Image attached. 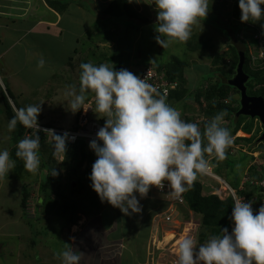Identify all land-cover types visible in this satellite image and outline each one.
Wrapping results in <instances>:
<instances>
[{"label":"rangeland","instance_id":"rangeland-1","mask_svg":"<svg viewBox=\"0 0 264 264\" xmlns=\"http://www.w3.org/2000/svg\"><path fill=\"white\" fill-rule=\"evenodd\" d=\"M61 1L66 3L61 11L65 8L73 10L76 6H71L78 4L79 9L77 8L75 13L81 12L80 9L83 10L84 13L81 17L84 22L89 24L87 32L82 34L78 40L77 49L70 54L66 52L69 41L59 44L53 38H43L40 41L36 32L32 31L30 35L28 29L19 28L18 19H15L21 12L19 9H22L23 18L27 20L24 25H27L30 18L45 19V12L42 11L43 3L39 8L37 0H0V8L5 10L7 8L10 16L5 22L9 21L6 24L11 26L2 28V32H10V37L16 41L17 30H19L21 32L19 40L26 38L24 41L22 40V43L27 46L26 49H31V51H26V54L24 51L22 53L20 47L10 49L5 55L7 61L20 68L16 75L18 82L28 84V87H15L14 93L22 101L24 107L41 103L42 108L38 116L41 129L39 132L41 164L36 174L27 171L24 161L15 155L17 143L25 136H32L34 130H25L19 123L14 131L0 130L1 133L6 132V135L0 134L4 137L0 141V149H7L16 162L15 168L9 172L8 176L0 179V240H5L3 244L9 241L2 246L0 243V249L3 248L0 250L1 257L3 260L14 262V264H61L57 253L66 247H72L81 257L80 264H85L83 258L89 257L90 259V254L97 257L111 254L110 258H113L115 255L112 253L118 255L122 246L124 249L121 254H124L122 257L126 258V254L130 255L128 244L136 239L138 244L134 247L140 255L138 258L141 264H144V261H147L148 264H176L178 239L191 235L199 243L206 242L207 239H202L199 235L202 230L199 224L201 214L193 212L187 206L185 199L183 202L175 203L168 196L166 197V186L163 189L153 186L145 198L141 199L136 193L137 198L140 199L142 211L127 215L130 216L127 219L132 221L133 229L131 231L134 233L128 231L129 233L124 237L122 234H117V231L120 233V230H123L122 223H117V230L111 231L115 226L113 217H117L122 212L107 202H101L98 194L89 196L91 193H96L91 187L89 179L92 169L86 162L91 149L88 147L80 149L75 144L73 146L67 142L65 159L60 162V157L55 156L53 152L52 134L46 133L44 130L71 128L75 123L78 115L68 109L70 97L65 93L70 87L78 88L82 63L92 62L96 65L101 63L111 65L113 63L116 70L125 67L135 71L134 68H138L137 64L130 66L129 61L138 53L137 51L143 54L144 62L156 64L169 62L173 59L172 57L176 56L184 60L186 63L183 85L185 95L181 101L171 99L168 103L181 111L183 119L187 116L189 117L188 122L200 124L204 120L201 108L206 104L200 95L210 83L216 82L219 78L231 79L236 72L237 64L230 63V58L226 56V53L230 52V44L237 45L235 39L230 35L231 30L236 31L233 33L235 38H242L247 44L250 58L243 71H247L245 73L253 77L250 80L251 90H263L264 81H258L257 78L264 77V55L262 59L259 58L261 52L264 53V19L257 22H241L239 0H209L208 12L212 11L213 14L212 18L206 16L209 19L206 22L210 24L201 22V24L194 25L191 35L194 39L192 41L191 38L187 41L190 43L171 41L167 48H163L155 39L158 35L155 28L157 16L155 18L154 14L145 16L146 9H142V5L137 11L140 14L139 19H135L132 24L128 18H121V21L120 17L114 16L122 10V6L118 3L109 5L113 0L103 4H98L97 0ZM140 2L142 3L144 0H140ZM131 3L133 4V2ZM109 7L108 12L115 14L103 13ZM261 7L264 8V5ZM68 13L72 14L73 12L69 11ZM11 30L15 34H12ZM226 30L228 34L224 33ZM204 38H208L209 44L206 48L201 46V40ZM4 41H8V39H2L0 42ZM7 43L5 42L4 46ZM214 55L221 57L220 62H213ZM21 56L24 59V66ZM41 57L45 59L46 64L43 69H38L35 66L38 62L32 58L39 61ZM134 62H137L135 58ZM2 89L5 90L0 85V128H4V124L5 126L7 124L8 130L11 118L6 112V105L1 100ZM197 93L198 95L200 93L199 97L196 96ZM87 95L89 96L90 93ZM239 100L238 94L234 90H230L224 102L233 107H239ZM9 104H11V110L15 115V111L19 108L15 107L11 98ZM237 117L235 124L238 125V128L234 133L231 125L233 114L229 115L225 123L231 130L234 139L233 145L227 150L231 154L228 160L230 166L225 160L215 163L212 161L214 158L207 157L217 176L199 177L205 185L203 188L201 187L203 195L211 193L220 199H226L225 193L229 190V184L234 187L232 183L236 184L239 177V183L235 185L237 186L236 190L239 191L238 188H241L242 184L246 190L250 186H256L251 167L255 166L256 169L264 164V140L257 141L263 128L260 122L254 118L244 115ZM197 119L200 120L197 121ZM256 143L260 152H255L256 148L252 151L250 149ZM243 152L252 156V159L248 160L245 165L242 163ZM48 158L51 159V162ZM53 168H56L59 173L54 177L59 179L53 178L55 181H52L49 187V185H45V177L48 170ZM69 169H74L76 176L82 178L83 187L71 191L70 185L73 180L69 176ZM24 184L27 185L29 197L25 206L22 207L21 196ZM43 188L44 190H42ZM73 201V205L76 207L72 212L70 206ZM66 203L69 208L65 207ZM107 219L112 226L108 227V225L102 224V221ZM168 233L170 234L168 235ZM7 235L10 237L9 240H7ZM112 235H117V237L114 239ZM119 235L124 239L122 246L115 242L119 239ZM206 237L211 236L207 234ZM110 238L112 243H107ZM101 243L103 244L101 245ZM136 256L134 253L133 258L136 259ZM152 256H154L153 259ZM86 264H91V262Z\"/></svg>","mask_w":264,"mask_h":264},{"label":"clouds","instance_id":"clouds-1","mask_svg":"<svg viewBox=\"0 0 264 264\" xmlns=\"http://www.w3.org/2000/svg\"><path fill=\"white\" fill-rule=\"evenodd\" d=\"M131 2L133 0H129ZM149 4L155 5L157 10L155 39L163 48L171 41L187 43L193 26L201 23L209 11V0H151ZM262 5L264 0H239L241 22L264 19ZM45 64L41 57L37 68L43 69ZM80 69L79 88L70 87L65 95L70 97L68 109L76 113L81 109L93 110L86 100L87 93H94L93 111L105 118L97 139L89 145L97 156L89 179L101 202L119 208L125 215L140 213L142 206L136 193L141 199L145 198L151 187L163 189L167 182L171 194L179 197L199 177L210 174V159L206 156L217 161L227 158L234 139L224 123L225 111L204 122L201 131L199 123L184 120L181 111L168 103L166 94L144 77L124 68L116 70L113 63L87 62L82 63ZM41 111V103L19 108L8 123L9 131H14L18 123L34 130L32 136H25L17 143L15 153L32 174L38 172L41 164L38 122ZM44 131L52 134L54 155L63 161L69 134ZM15 163L7 149H0V179L8 176ZM49 175L59 173L53 168ZM243 185L238 191L229 184L235 190L233 197L227 196L233 203L229 217L231 231L224 227L221 235H213L204 243L191 235L178 239L176 264H264V205L256 214L253 209V203L259 206L264 197L254 194L249 198L240 193ZM258 197H261L260 203ZM57 256L61 264H80L81 257L72 247H66Z\"/></svg>","mask_w":264,"mask_h":264},{"label":"trees","instance_id":"trees-1","mask_svg":"<svg viewBox=\"0 0 264 264\" xmlns=\"http://www.w3.org/2000/svg\"><path fill=\"white\" fill-rule=\"evenodd\" d=\"M45 1L51 8H53L56 11H61L65 7V4H66L65 2L63 3L61 0H45ZM113 3L116 5L118 3V4H121V6H122V10H120L116 15H114L115 17H120L119 19L128 18V20H130V22L132 24L134 23L135 19H139L140 14L135 12L133 10V8L127 2L122 1V0H113L112 2H110L109 5H111ZM109 9H110V7L105 10L106 12L104 11L103 13L109 14V15L115 14L112 12H108ZM122 19H121V21H122ZM127 24H129V23H127ZM235 32H236L235 30H231L230 35L233 37V39H235V41L237 42V45H235L234 43L230 44V50H229L230 52L226 53V56H228L230 58V60H231L230 63L233 62L236 65L239 61V56L241 53L243 55V60H244L243 69L245 70L247 67V62L250 58L249 51L247 49V44H246L244 39L235 38V36L233 35V33H235ZM224 33L228 34L227 30ZM195 35H194V37H195ZM191 38H192V36H191ZM193 39L194 38H192L191 40L193 41ZM207 40H208V38H204L203 40H201V42H202L201 46H203V48L208 47L209 43ZM188 43H190V42H188ZM220 58L221 57L219 55H214L212 59H213V62H220V60H221ZM154 66L159 70H165V74L169 80H174V79L178 80L179 87L176 90H171L170 95H169V100L176 99L177 101H181L185 95V89H183V85L185 83V78H184L185 62L181 59L173 58L169 62L158 63ZM119 69H122V68H118V70ZM124 69H127V70H129L135 74V71H133V70H130V69L125 68V67H124ZM245 72H247V71H245ZM249 76H250V79H249V81H250L253 79V77L251 75H249ZM257 80L258 81H264V77L257 78ZM247 84L250 85V82ZM230 90H234L239 96V94H240L239 91L235 87L228 85L227 79L223 80V79L219 78V79H217L216 82L210 83L205 88L204 92L201 95L199 93V95L202 96L206 102V104L204 106H202V108H201L202 109L201 111H202L203 116H204V120L202 122H200L201 131H203V129H204V122L212 119L220 111H225L227 113V115L225 116V119H224V121H225L224 123L227 122L229 115L233 114V119H232V123H231V125L233 126L232 132L234 133L236 131V129L238 128V125H236L235 123H236V119L238 117L235 116V112L237 111L238 107H233V106L229 105V103L224 102L225 98L228 97ZM6 93L8 94V96L12 99V101L16 105L17 102L15 100V97L13 96V93L8 88H6ZM1 94L4 98L5 105L7 107L6 112L8 113L9 117L12 119L14 114L11 110V105L8 103V101L5 97V94L3 92H1ZM199 95H198V93L196 94V96H198V97H199ZM184 120L188 121L189 117L186 116L184 118ZM21 127L25 130H29V129L25 128L23 125H21ZM257 145H258L257 143L252 145L250 148L251 151L254 150L255 148L258 150L259 148ZM76 147L80 148V149L83 148L82 144H77ZM230 155L231 154L228 153L227 158L225 159V161L228 162L227 164H229V166H230V162L228 160H229ZM50 156L52 157V154H50ZM206 158H207V156H206ZM96 159H97V156L95 155V152L91 149V152L88 155V160L86 161L89 163L88 165H89V167H91V169H92V165ZM250 159H252V156L249 155L248 153L243 152V154H242L243 165H245L248 162V160H250ZM48 160H49V162H51L50 158H48ZM212 161H214L215 163L217 162V160H215V159H213ZM251 169H252L251 173L253 174L254 179H261L262 177H264V166L263 165H261L259 168H256V169L254 166V167H251ZM48 171L49 172H47L46 177H45V185L46 186L49 185V187H50L51 186L50 184L52 183V181H55L53 178L57 179V177L49 175L51 169ZM75 173L76 172L74 169H69V176L74 182V183L72 182L70 185L71 191H75V190H77V188L83 187V185L81 183L82 178H79L78 176H76ZM239 180H240V177L237 178L236 184L232 183L234 187H237L235 185H238ZM203 186H205V185L198 178V180L193 184V186H191L186 191L185 202L187 203V206L193 212L201 214V219H200L199 224H200L202 230H200L199 235H200V238H202V239H208V237H206L207 234L210 236L221 235L222 234L221 229L224 227H229V217H230V214L232 211L233 203H232L231 198L220 199L217 195L211 194V193L203 195L201 193V187L203 188ZM42 190H44V188ZM240 193L246 194L249 198H252L254 194H258V196H261V195L263 196L264 195V189H259V188L250 186L249 189H247V190L244 187L243 190L240 191ZM94 194H97V193H91V194H89V196H92ZM28 197H29V192L27 190V185L24 184V185H22V196H21V206L22 207L25 206ZM260 198L261 197H258L257 201H259ZM259 203H260V201H259ZM73 204H74V201L72 202V204L70 206L72 212L74 211L73 210L74 207H76ZM65 207L69 208L67 203L65 204Z\"/></svg>","mask_w":264,"mask_h":264},{"label":"crops","instance_id":"crops-1","mask_svg":"<svg viewBox=\"0 0 264 264\" xmlns=\"http://www.w3.org/2000/svg\"><path fill=\"white\" fill-rule=\"evenodd\" d=\"M108 1H110V0H97V3L98 4H103L104 2L107 3ZM122 1L127 2L133 8V10L135 12L138 11L139 6L140 7L143 6L142 9H146V12L144 14L145 16H147V15L149 16V15H152V14H154V18L157 16V10L155 8V5L149 4L151 2V0H144V2H142V3L140 2V0H133V4L129 3V0H122ZM41 3L44 4V8L42 7V11L45 12V15H46L45 19L41 18L40 20L39 19L37 20L35 18H30L29 23L27 25H24V23L27 22V20H24L25 18H23L22 9H19V10H21V12L19 13V17L15 18V19H18V22H19V25H20L19 28H22L23 30L28 29V31H29L28 34H30V35H31L32 31L36 32L37 36L40 37V39H39L40 41H42L43 38H46V39L47 38H53L54 40L57 41L58 44L62 43L64 41H69L68 47L66 48V52H67V54L74 53L75 49H77L78 40H79L80 36L82 34H84L85 32H87V30L89 29V24L84 22V20L81 17L82 14L84 13V11L80 9L81 12H78L79 14L75 13L77 11L76 9L77 8L79 9L78 4H75V5L71 6V7L76 6V8L73 9V10L65 8L63 11H56L53 8H51L50 6H48V4L46 3L45 0H37V4H38L39 8L41 6ZM69 11H72L73 13L69 14L68 13ZM212 14H213L212 11L208 12L207 17L208 18H212ZM10 15H12V14H10ZM9 18H10V16H9L8 11H7V8H6V10L4 8H0V41H2V39H8V41H4L3 43L0 42V61H1L0 62V85L3 86V88H5V90H3V89L2 90H3V93L5 94V97H6L7 101H8V103H9L10 97L6 93V88H8L13 93V96L15 97V100L17 102L16 105L13 102L15 107L16 108H23L24 106L22 105V101H20L19 97L14 93V91H15L14 88L15 87L22 88V87H25V86L28 87V84L26 85V84H24L22 82L21 83L18 82V80L16 78L17 77L16 75L18 73V70H20V68L18 67V65L14 66L12 64V62L7 61V58H6L5 55L8 53V51L10 49H17V48L20 47V48H22L21 49L22 53L24 51V54H26V51H31V49L30 50L26 49L27 46H24V44L22 43L24 41V39H26V38H24V35H23L24 39H22L23 41L19 40V36L21 35V32H19V30H17L18 31L17 32L18 36L16 37V39H17L16 41H13L14 39L12 37H10V32H6V31H5L6 33L2 32V28H10L11 27V26L9 27V25L6 24L9 21L5 22V20H7ZM208 18H204L201 22L210 24L209 22H206L207 20H209ZM199 24H201V23H199ZM84 25H88V26H84ZM11 32H12V34H15L14 31L11 30ZM5 42H8L6 44V46H4ZM40 46H43V45H40ZM34 49L37 50V48H34ZM48 50H50V49L48 48ZM137 52L138 53L129 61L130 66L135 65V63L137 64L136 67L138 66V68H134V70L135 69L137 70L140 67L146 66V65H156V63L144 62L143 58H142L143 54L139 53V51H137ZM134 58L137 60V62H134ZM172 58L180 59L177 56L176 57H172ZM21 59L23 60V64L22 65L24 66L23 56H21ZM32 59L34 61L38 62V60H36L35 58H32ZM181 60H183V59H181ZM162 63H165V62H162ZM35 66L37 68V65H35ZM184 77H185V75H184ZM79 83L80 82H78V88H79ZM91 94H92V92H90V95ZM90 95L89 96L87 95L88 98L90 97ZM1 100L5 104V101H4V98H3L2 94H1ZM76 114L78 115L79 111L76 112ZM4 129H5V131H9V130H7V124H6V126L4 124V128H0L1 131L4 130ZM1 131H0L1 135H3V134L6 135L5 131L2 132V133H1ZM3 138H4L3 136H0V141L3 140ZM8 139H9V137H8ZM127 217L130 218V216H127L124 213L117 215V217H113L115 219V222H114L115 226L113 228L114 230L112 229L111 231H116L117 230L116 229L117 223L118 224L122 223L121 226H123V230H120V233L117 231V234H122L123 237H124L125 235L127 236V234L129 232L130 233L133 232V231H131V229H133L132 228V221H129L127 219ZM77 220H79V218ZM106 221H108V222H106ZM106 221H104V222L102 221V224L103 225H108V227L112 226L108 219ZM129 223H130L131 226L129 225ZM15 227H13V228H15ZM127 228H128V230H127ZM169 234L170 233H168V235ZM112 236L114 237V239L117 237V235H112ZM7 237H8L7 240H9L10 239L9 235H7ZM170 238L172 239L173 237H170ZM111 240H112L111 238L108 239L107 243H109V242L112 243ZM123 240L124 239H122L121 236L119 235V239L116 240L115 242H118V244H121V246H122V245H124L123 244L124 243ZM167 240H169V239H167ZM3 241H5V240H0V243H2L1 246L4 245L5 243L9 242V241H7V242H5L3 244ZM105 243L106 242H104V244ZM102 244L103 243H101V245ZM137 244L138 243L136 242V239L132 240L130 242V244H128V247H129V250H130V255L126 254L127 255V256H125L126 258L122 257V255H124V254H121L122 249H124V246H122V248L119 251L118 255L115 254V253H112V255H115L113 258H110L111 254L110 255H107V254L105 255L104 254L103 256H98V257L93 255V254L92 255L90 254V259H89V257L88 258H83V259H84V262H86V263L87 262L88 263L91 262V264H141V262H140V260L138 258L140 255L138 254V252H137V250L135 248L137 246ZM134 245H135V247H134ZM2 249H0V250H2ZM0 253H2V252H0ZM134 253L137 255L136 259L133 258L134 257ZM1 256L2 255L0 254V264H14V262L8 261L6 258H5L6 260H3V257H1ZM153 258H154V256H152V259ZM81 262L83 263V261H81ZM143 263L144 264H148L147 261L146 262L144 261Z\"/></svg>","mask_w":264,"mask_h":264},{"label":"built area","instance_id":"built-area-1","mask_svg":"<svg viewBox=\"0 0 264 264\" xmlns=\"http://www.w3.org/2000/svg\"><path fill=\"white\" fill-rule=\"evenodd\" d=\"M261 42V41H259ZM264 55L263 52L259 55V58H262ZM135 74L137 76H140L141 78H145L147 82L153 85V87L157 88L159 92L162 94H166L167 101H169V95L171 90H176L179 87L178 80H169L165 74V70H159L154 65H146L142 66L139 69L135 70ZM95 94L92 93V95L86 100V104L90 105L93 110L95 109ZM92 109H88L87 111H84V109H81L75 123L71 128H55L53 129L55 133L57 134H64L67 132L69 134V140L68 143L71 145H77L82 144L83 147L90 148V141L97 139V132L98 130L104 125L105 118L98 116L97 113H95ZM200 119H197L199 121ZM74 137V139H73ZM99 143H102V141H98ZM264 166V164H262ZM210 174L207 175L209 177H216V175L213 172V168L210 166ZM255 184L257 186L264 188V177H262L260 180H256ZM166 186V194L165 196L169 197L172 201L175 203L177 202H183L185 199V193H182L179 197H175L171 194V190ZM229 190L225 193L226 196L231 195L232 197L235 195V190L232 189L230 186H228ZM245 201H249L248 199L244 198ZM261 205H264V198L261 199V204L259 206H255V203H253V209L254 214L258 212ZM232 228V222L230 220L229 223V231H231Z\"/></svg>","mask_w":264,"mask_h":264},{"label":"water","instance_id":"water-1","mask_svg":"<svg viewBox=\"0 0 264 264\" xmlns=\"http://www.w3.org/2000/svg\"><path fill=\"white\" fill-rule=\"evenodd\" d=\"M249 76L243 71V55L240 53L239 62L233 78L228 79L227 83L235 87L240 92L239 109L235 116L244 115L250 118H257L263 128V132L257 141L264 140V98L262 96H251L247 94L245 83Z\"/></svg>","mask_w":264,"mask_h":264},{"label":"flooded vegetation","instance_id":"flooded-vegetation-1","mask_svg":"<svg viewBox=\"0 0 264 264\" xmlns=\"http://www.w3.org/2000/svg\"><path fill=\"white\" fill-rule=\"evenodd\" d=\"M238 62H239V61H238ZM237 65H238V63H237ZM249 79H250V77H249ZM249 79H248L247 82L245 83V86H246V89H247V94H248V95H251V96H263V97H264V88H263V90L259 89V90L252 91L250 85L247 84V83L250 82ZM261 91H263V93H261ZM239 93H240V92H239ZM239 97H240V94H239ZM239 108H240V107H238V109H239ZM238 109H237V110H238ZM235 113H236V112H235ZM262 132H263V129H262ZM262 132H261V134H262Z\"/></svg>","mask_w":264,"mask_h":264},{"label":"bare ground","instance_id":"bare-ground-1","mask_svg":"<svg viewBox=\"0 0 264 264\" xmlns=\"http://www.w3.org/2000/svg\"><path fill=\"white\" fill-rule=\"evenodd\" d=\"M241 132V131H240ZM241 135V134H240ZM223 183V182H222Z\"/></svg>","mask_w":264,"mask_h":264}]
</instances>
